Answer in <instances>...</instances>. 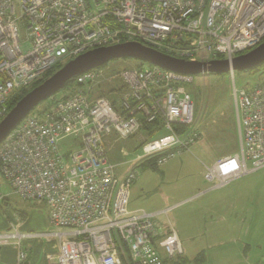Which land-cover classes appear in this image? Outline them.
Segmentation results:
<instances>
[{
  "label": "built area",
  "instance_id": "obj_1",
  "mask_svg": "<svg viewBox=\"0 0 264 264\" xmlns=\"http://www.w3.org/2000/svg\"><path fill=\"white\" fill-rule=\"evenodd\" d=\"M127 42L193 63L231 62L264 42V0H0V121L14 95L57 66ZM75 79L66 100L29 114L0 143L1 181L20 201L43 205L55 230L41 235L58 240L56 253L44 254L46 263L122 264V245L133 264H162L157 247L169 259L183 255L169 223L154 243L160 235L154 217L177 205L148 214L129 211L128 202L138 165L156 159L163 166L200 138L185 87L193 76L141 63L97 68ZM233 86L239 152L203 165L211 190L264 169V81L249 89ZM156 120L163 135L140 136L135 167L118 179L107 138L114 133L116 141L127 140ZM36 238L0 233V247L12 245L16 264H23L21 242Z\"/></svg>",
  "mask_w": 264,
  "mask_h": 264
},
{
  "label": "rangeland",
  "instance_id": "obj_2",
  "mask_svg": "<svg viewBox=\"0 0 264 264\" xmlns=\"http://www.w3.org/2000/svg\"><path fill=\"white\" fill-rule=\"evenodd\" d=\"M139 63L140 62L133 59L116 60L110 62L108 67L122 70L129 69ZM65 64L66 63L62 64V67ZM58 70V68H54L52 73L46 76L45 79L49 78ZM263 81L264 68L261 67L258 71L247 70L233 72V75L231 73H226L219 75L205 74L193 76V82L185 87L192 95L194 120L200 132V138L196 143L190 146L189 152H185L188 155L182 158L183 163L191 169H196L198 166L202 169V165H209L220 157L231 156L239 152L238 130L232 104V85L234 84L235 86L233 87H236L238 90L249 89ZM99 85L104 88L109 84L100 82ZM108 88L109 87H106L105 89ZM67 92L68 90L62 89L54 98L58 99ZM104 93L107 92L105 91ZM50 103L51 99H48L39 104L38 107L31 112L32 115L36 116L37 113L42 112L48 107ZM139 135L142 136L143 133L140 132L135 136L139 138ZM129 139L121 142H124L123 145H127L129 142L133 145L135 141H137L136 139ZM138 144H140V140ZM126 148L129 147L126 146ZM138 148L134 151L128 149V151H126L128 154L127 157L122 156L123 158L121 159H123V161L134 159L136 153H139ZM250 165V162H248L247 167L250 168ZM137 170H139V168ZM222 189L223 203L221 207L224 218L223 222H217L214 225L215 228L213 231L217 233L216 238L222 240L223 243L218 246L219 249L211 251L205 250L203 260H199L201 262L199 264H263L264 169H260L252 174L239 178L227 187L221 188V190ZM0 191L4 198L7 199L2 202H6L7 205L1 206L2 203H0L1 234L17 231L22 234L39 235V238L34 240H25L21 242V247L25 251L27 249L29 254L30 247H34L35 245L39 248L41 245L44 246L47 242L55 245L58 244V240L54 237L47 238L41 236L42 234L55 231L48 225L47 221H45V225L43 224V220H45L44 218L47 215V211L43 205L20 201L19 198L3 184L1 179ZM179 210H174L172 214H170V217ZM227 227H229L230 230L229 234ZM229 237L234 238L233 241L228 240ZM39 255V260L42 258L45 260L44 254L39 253ZM128 261L129 260H127V262Z\"/></svg>",
  "mask_w": 264,
  "mask_h": 264
},
{
  "label": "crops",
  "instance_id": "obj_3",
  "mask_svg": "<svg viewBox=\"0 0 264 264\" xmlns=\"http://www.w3.org/2000/svg\"><path fill=\"white\" fill-rule=\"evenodd\" d=\"M110 98L115 100V97ZM115 137V134L112 133L105 144L108 159L114 166L116 177L119 179L135 167L136 162L133 159L123 161L121 158L127 157L128 149L136 150L140 145L138 144L140 139L137 136L132 137L131 139L138 141V143L135 141L137 144L132 145L129 142L127 145H123L124 142L116 141ZM185 155L188 154L184 153L180 157H176V160L173 158L157 168H151L147 163L138 165L139 174L130 186L128 210L154 214L178 205L167 216L158 214L154 217V224L160 233L154 243L162 238L166 225L169 223L177 232L183 257L189 264H199L201 262H195V259L201 258L200 255L204 256L205 250L219 249L218 246L223 243L222 240L216 238L217 233L213 231L214 225L217 222H223L224 218L221 207L223 189L211 190L202 177L203 165L202 169L200 166L196 169L189 168L183 163L182 158ZM174 210L179 211L170 217ZM44 219L42 220L45 225V221L48 223L47 215ZM227 229L229 234V227ZM233 239L229 237L228 240L233 241ZM56 250L57 245L50 242L39 248L36 245L30 247V254L26 249L28 258L23 264H47L43 258L39 260V253L55 254ZM159 253L164 256L161 250ZM0 264H16V253L11 245L0 248Z\"/></svg>",
  "mask_w": 264,
  "mask_h": 264
},
{
  "label": "water",
  "instance_id": "obj_4",
  "mask_svg": "<svg viewBox=\"0 0 264 264\" xmlns=\"http://www.w3.org/2000/svg\"><path fill=\"white\" fill-rule=\"evenodd\" d=\"M133 59L184 75L226 74L256 69L264 65V42L251 52L227 60L207 63L188 62L172 58L139 43L127 42L88 51L67 62L57 72L23 96L0 121V143L8 133L39 104L53 98L67 83L88 71L101 68L116 60Z\"/></svg>",
  "mask_w": 264,
  "mask_h": 264
},
{
  "label": "trees",
  "instance_id": "obj_5",
  "mask_svg": "<svg viewBox=\"0 0 264 264\" xmlns=\"http://www.w3.org/2000/svg\"><path fill=\"white\" fill-rule=\"evenodd\" d=\"M126 60V59H124ZM141 64V63H139ZM138 64V65H139ZM109 65V63L101 68H105ZM149 65V64H147ZM136 66V65H135ZM151 66V65H149ZM62 67V65L60 66H57L56 68L60 69ZM261 68H264V65L260 66ZM260 67L256 68V69H253L251 71H258L260 69ZM54 70V69H53ZM52 70V71H53ZM52 71H50L49 73H47L42 79L38 80L37 82H35L31 88H29L28 90H25V91H21L20 93L16 94L15 96H13L12 98L13 99H10L8 102H7V105H6V111L9 112L13 107L14 105L23 97L25 96L29 91H31L33 88L39 86L43 81H45V77L50 75L52 73ZM76 78V77H75ZM73 78L71 79L67 85L65 86V90H68V92L61 96L60 98L56 99V98H53V100H51V103L49 104V106H51L52 104V101H63V100H66L72 93L73 91L75 90L76 88V85H75V81L76 79ZM107 91V90H106ZM105 97H108L110 96V93L107 92V93H104ZM114 105V104H113ZM48 106V107H49ZM46 107V108H48ZM45 108V109H46ZM44 109V110H45ZM43 110V111H44ZM42 111V112H43ZM7 114V113H6ZM31 114V113H30ZM183 130V128L181 129ZM140 132L143 133L142 136H145L147 140H152L153 138H155L156 136H160V135H163V131H162V125H161V121L160 120H156L154 123L152 124H144L140 130ZM139 132V133H140ZM139 149V148H138ZM143 163H147V165L151 168H157V167H160L157 165L156 163V159H150V160H147ZM141 163V164H143ZM140 164V165H141ZM233 183V182H232ZM209 185V184H208ZM220 190V189H219ZM7 199H5L4 201H6ZM4 205H7L6 202L2 203L1 206H4ZM156 244V243H155ZM159 250H161L160 248L157 247V251L159 253ZM119 251V254H120V258H121V261H122V264H133L131 259H130V256H129V251L127 250V248L125 247V245L123 246L122 245V248L118 249ZM162 251V250H161ZM163 252V251H162ZM160 254V253H159ZM164 254V253H163ZM161 256V255H160ZM165 256V254H164ZM161 256L162 257V264H189V262L183 257V255L181 256H177L175 258H167L166 256ZM200 257L202 258L203 256L200 255ZM201 258H196L195 259V262H198ZM203 259V258H202ZM127 260H129L127 262ZM264 264V263H263Z\"/></svg>",
  "mask_w": 264,
  "mask_h": 264
},
{
  "label": "clouds",
  "instance_id": "obj_6",
  "mask_svg": "<svg viewBox=\"0 0 264 264\" xmlns=\"http://www.w3.org/2000/svg\"><path fill=\"white\" fill-rule=\"evenodd\" d=\"M233 75V73H231Z\"/></svg>",
  "mask_w": 264,
  "mask_h": 264
}]
</instances>
